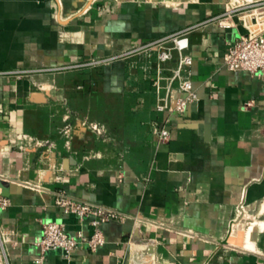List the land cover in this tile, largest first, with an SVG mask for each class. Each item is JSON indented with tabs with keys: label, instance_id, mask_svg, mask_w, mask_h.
I'll use <instances>...</instances> for the list:
<instances>
[{
	"label": "crops",
	"instance_id": "0c3cea01",
	"mask_svg": "<svg viewBox=\"0 0 264 264\" xmlns=\"http://www.w3.org/2000/svg\"><path fill=\"white\" fill-rule=\"evenodd\" d=\"M232 1L0 0V228L13 232L12 264H32L42 223L92 233L56 206L59 192L130 220L103 224L97 251H51L47 264H136L146 248L152 264H264V76L229 70L243 29L209 21ZM189 27L198 99L182 115H157L152 82L127 62L54 70Z\"/></svg>",
	"mask_w": 264,
	"mask_h": 264
},
{
	"label": "built area",
	"instance_id": "2783aa9c",
	"mask_svg": "<svg viewBox=\"0 0 264 264\" xmlns=\"http://www.w3.org/2000/svg\"><path fill=\"white\" fill-rule=\"evenodd\" d=\"M222 28H229L238 23L243 32L238 36L224 56V65L231 71H248L258 77L264 76V0H236L228 3L224 12L210 19ZM237 25V24H236ZM197 27V26H195ZM195 27L181 29L158 39L128 46L120 52L100 58L56 67L57 71L96 69L116 61L127 62L129 69L138 70L145 80L151 81L156 97L157 115H182L188 107L197 101L198 94L193 86L192 65L193 55L190 50L189 33ZM249 105V104H248ZM169 121L167 119L166 123ZM162 127L156 123L154 132L159 140L167 143L171 139L167 124ZM96 135H105L106 127L91 122L87 125ZM66 138V147H70L71 126H66L62 133ZM42 147L45 141H35ZM56 206L65 214L74 215L79 221L90 220L93 227L91 234L79 231L77 234L68 232L62 222L42 223L41 237L36 242L37 252L31 257L32 264H47V254L60 250L68 259L79 248L86 247L95 252L106 243L101 229L105 223H126L130 216L112 207L80 201L59 192ZM10 205L9 199L0 193V209ZM13 232L7 233L0 228V264H12L9 257L8 244L12 243ZM134 235L128 241L133 247ZM145 260L136 264H152L156 262L153 253ZM147 257V258H146Z\"/></svg>",
	"mask_w": 264,
	"mask_h": 264
},
{
	"label": "rangeland",
	"instance_id": "374dc122",
	"mask_svg": "<svg viewBox=\"0 0 264 264\" xmlns=\"http://www.w3.org/2000/svg\"><path fill=\"white\" fill-rule=\"evenodd\" d=\"M257 227V226H256Z\"/></svg>",
	"mask_w": 264,
	"mask_h": 264
}]
</instances>
